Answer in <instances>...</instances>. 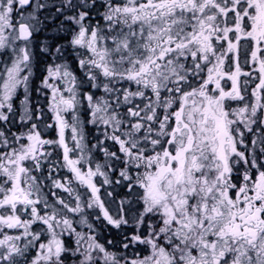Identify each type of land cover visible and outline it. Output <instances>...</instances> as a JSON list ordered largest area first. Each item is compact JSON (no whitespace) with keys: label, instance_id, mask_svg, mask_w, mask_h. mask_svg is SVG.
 <instances>
[{"label":"snow or ice","instance_id":"1","mask_svg":"<svg viewBox=\"0 0 264 264\" xmlns=\"http://www.w3.org/2000/svg\"><path fill=\"white\" fill-rule=\"evenodd\" d=\"M0 264H264V0H0Z\"/></svg>","mask_w":264,"mask_h":264}]
</instances>
